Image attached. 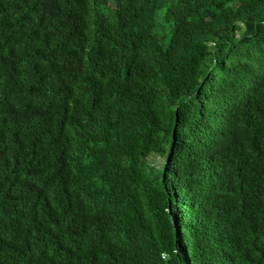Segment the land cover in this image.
<instances>
[{
    "label": "trees",
    "instance_id": "trees-1",
    "mask_svg": "<svg viewBox=\"0 0 264 264\" xmlns=\"http://www.w3.org/2000/svg\"><path fill=\"white\" fill-rule=\"evenodd\" d=\"M0 264H264V0H0Z\"/></svg>",
    "mask_w": 264,
    "mask_h": 264
},
{
    "label": "rangeland",
    "instance_id": "rangeland-1",
    "mask_svg": "<svg viewBox=\"0 0 264 264\" xmlns=\"http://www.w3.org/2000/svg\"><path fill=\"white\" fill-rule=\"evenodd\" d=\"M165 158L166 157H162L160 155L153 154L149 157V162L156 167H160L162 164H164Z\"/></svg>",
    "mask_w": 264,
    "mask_h": 264
}]
</instances>
